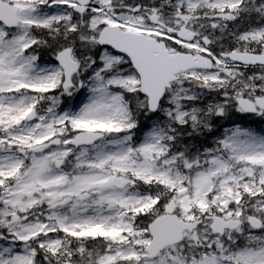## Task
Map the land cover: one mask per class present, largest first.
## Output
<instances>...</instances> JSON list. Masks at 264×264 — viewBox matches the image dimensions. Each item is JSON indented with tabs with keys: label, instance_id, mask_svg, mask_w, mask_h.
<instances>
[{
	"label": "snow or ice",
	"instance_id": "snow-or-ice-1",
	"mask_svg": "<svg viewBox=\"0 0 264 264\" xmlns=\"http://www.w3.org/2000/svg\"><path fill=\"white\" fill-rule=\"evenodd\" d=\"M0 264H264V0H0Z\"/></svg>",
	"mask_w": 264,
	"mask_h": 264
}]
</instances>
